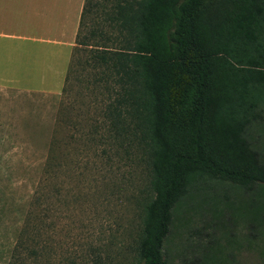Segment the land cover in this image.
Segmentation results:
<instances>
[{"label":"trees","instance_id":"trees-1","mask_svg":"<svg viewBox=\"0 0 264 264\" xmlns=\"http://www.w3.org/2000/svg\"><path fill=\"white\" fill-rule=\"evenodd\" d=\"M74 51L77 60L88 54L90 83L106 95L97 101L99 125L107 126L100 139L144 145L150 191L136 264H176L168 248L175 210L188 197L207 195L205 182L264 192V153L248 136L252 126L264 128V0H85ZM55 160L48 152L47 173ZM249 197L246 219L261 230L246 242L254 264H264V203ZM33 215L31 209L23 219L8 264L46 258L48 244L28 242L49 231L45 214L35 226ZM228 255L215 250L209 264H242ZM77 257L66 264L93 263Z\"/></svg>","mask_w":264,"mask_h":264},{"label":"rangeland","instance_id":"rangeland-1","mask_svg":"<svg viewBox=\"0 0 264 264\" xmlns=\"http://www.w3.org/2000/svg\"><path fill=\"white\" fill-rule=\"evenodd\" d=\"M92 17L87 14L85 21L91 24ZM35 26L20 15L7 22L12 35L4 38L0 53V264H8L31 209L34 226L44 213L49 229L28 240L49 245L38 263L66 264L79 256L92 264L97 259L136 264L140 214L150 191L144 145L131 138L100 139L107 126L99 125L97 101L106 95L90 83L95 69L83 62L88 54L73 59V49L70 60L65 53L58 58L59 46L41 42L42 31ZM250 133L264 153L263 126H252ZM48 152L56 160L47 173ZM212 180L205 182L207 195L188 197L177 206L168 248L176 264H209L220 248L242 264H254L256 253L246 241L261 229L251 226L243 209L252 194L264 203L263 188H254L257 196ZM37 191L42 193L38 202Z\"/></svg>","mask_w":264,"mask_h":264},{"label":"crops","instance_id":"crops-1","mask_svg":"<svg viewBox=\"0 0 264 264\" xmlns=\"http://www.w3.org/2000/svg\"><path fill=\"white\" fill-rule=\"evenodd\" d=\"M84 4L85 0H0V53L4 52L6 35H12L6 31L7 22L13 24L20 15L41 29V42L59 46L58 58L65 53L70 60Z\"/></svg>","mask_w":264,"mask_h":264}]
</instances>
